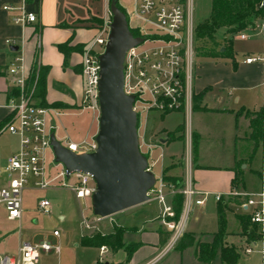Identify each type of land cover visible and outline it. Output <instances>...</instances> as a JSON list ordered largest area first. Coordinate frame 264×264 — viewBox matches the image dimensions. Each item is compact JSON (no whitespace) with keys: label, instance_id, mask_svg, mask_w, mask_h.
Segmentation results:
<instances>
[{"label":"crops","instance_id":"crops-1","mask_svg":"<svg viewBox=\"0 0 264 264\" xmlns=\"http://www.w3.org/2000/svg\"><path fill=\"white\" fill-rule=\"evenodd\" d=\"M9 1L11 0H0V123L8 120L12 112L8 103L18 94V88L8 72V67L16 55L23 56L27 77L31 76L35 66L42 67L46 71L48 102L73 104L81 99L84 80L80 73L75 72V69L82 67L85 51L90 49L100 37L99 26L106 11V0H28L29 9L37 14L38 22L22 27L12 22L13 13L3 10V6ZM122 7L131 17L132 4L129 8L124 5ZM130 21L135 26L139 23L133 18ZM7 40H12L15 44L9 45ZM238 40L253 42V49L242 54V58L236 53L234 44L232 47L234 60L227 57H200L206 62L200 63L193 70L194 101L191 109L166 113L152 111L148 114L149 122L155 127V131L161 134L158 136L160 143L154 144L150 135L146 143V152L151 163L156 155H162L160 165L158 161L153 163L152 170L156 176L163 174L165 170L170 176L181 177L183 184L188 172V169L185 170L184 160H186L188 146L191 144L190 172L195 187L203 191L224 194L221 201H217L213 195H210L204 206L194 205L192 208L205 209L209 198L213 197V220L209 228L204 227L203 230L196 231L190 227L188 216L191 209L187 215L183 236L192 235L195 243L192 246L183 247L179 244L182 236L177 246L169 248L172 232L166 227L163 216L164 205L158 200H149L110 217L102 218L97 223L90 218L94 224L109 219V222H105L103 229H99L103 234L115 233L119 228L124 229V247L115 251L103 244L101 246H106V250L101 252L100 246L99 258L104 257L108 250L111 252L103 264H120L123 261H126V264H233V255L228 256L229 261H226L222 257L221 247L214 246L215 234L221 226L220 207L224 208L225 220H227L225 235L222 241L220 240V245L234 248L238 254L234 264H256L255 253L260 255V262L257 264H264V240L250 238V228L254 223L250 220V213L247 212L249 210L240 206L239 198L227 195L229 191L235 189L233 180L236 178L237 189L258 191L259 187H256L253 174L261 175V171L255 167V157L260 142L256 138L251 121L256 113L264 110V60L247 63L246 59L256 56L264 58V34L246 36L245 39L237 38L234 43ZM65 44L74 49L68 62L65 61V55L59 48ZM12 47H19V50L12 51ZM94 47L98 48L97 45ZM192 111L195 113L192 127L186 132L185 117ZM3 133H9L16 139L13 140L2 161L1 187L7 184L4 170L7 160L19 148L17 135L7 131L0 135ZM163 133L165 136H162ZM59 165L61 166V164H55L56 168H59ZM47 173L49 178L57 174L48 170ZM30 188L34 187L30 185L25 191ZM172 198L173 195L167 192V205L172 204ZM152 201L158 203L154 211L149 206H145ZM233 204L242 207V211L237 212L231 209L230 205ZM184 211L185 206L181 216ZM25 212L23 197L21 219H8L6 210L4 217L9 221L21 223ZM92 226L85 223L87 229L93 228ZM160 230L170 234L164 244H161ZM1 235L5 237L6 233L0 231ZM38 236L34 234L33 240L29 242L43 240ZM52 236L57 239L61 237ZM84 236H90V234L87 233ZM21 242L23 241L20 239L19 245ZM201 244L207 245L202 253H200ZM19 245L12 252L17 251ZM128 245L132 247L130 258L126 249ZM246 248H251L252 251L247 252V257L243 259L240 251ZM52 253L60 254L54 251L44 253L39 264H48Z\"/></svg>","mask_w":264,"mask_h":264},{"label":"built area","instance_id":"built-area-1","mask_svg":"<svg viewBox=\"0 0 264 264\" xmlns=\"http://www.w3.org/2000/svg\"><path fill=\"white\" fill-rule=\"evenodd\" d=\"M260 9L264 15V0H260ZM3 10L13 13L12 22L15 25L27 27L38 22L37 14L29 9L28 0H11L3 6ZM130 15L131 17L128 15L129 22L133 18L139 22L136 26L152 30L153 33L150 35L157 36L156 38L142 36L145 38L144 43L130 49L125 57V91L136 96L134 109L138 115L137 104H142L147 114L152 111L161 113L181 109L188 111L193 104L192 61L195 32L193 0H132ZM109 32L110 24L83 56L84 100L91 108H99V56L105 51ZM241 38L245 39L246 36L242 35ZM7 44L14 45L15 42L7 40ZM95 45L98 48H95ZM263 60L264 58L258 56L250 57L246 59V62L255 63ZM8 72L13 77L18 94L8 103L12 112L8 120L0 127V133L7 131L17 135L19 148L7 160L4 167L7 184L0 187V206L6 210L7 218L21 219L24 191L30 185L40 189L63 186L70 188L80 200L91 199L97 186L91 173L75 171L68 176L65 166L58 162L57 164L62 165V169L52 178L48 177L47 152L49 149L53 151L51 144L53 126L49 124L52 109L36 101L38 78L30 82V77L25 74L23 56L13 57ZM95 136L77 141L65 138L63 144L78 154L93 152L98 147ZM186 157L188 174L178 190L184 195L185 211L179 220L165 221L172 232L169 248L173 247L183 235L187 215L194 205L204 206L210 195H213L217 201H221L224 196L221 192L211 193L195 187L190 172L191 144L188 146ZM149 169L151 170L150 162ZM261 178L260 191L250 192L235 188L227 195L239 198L242 207L252 210L251 221L261 226L264 232V144ZM172 187V184L166 182L163 177L156 176V184L149 191L151 198L164 205V212L167 215H174L172 204H166L167 189L175 192ZM38 210L50 214L51 202L45 198L40 199ZM97 217L99 220L102 219L100 216ZM53 235L60 237V230L56 229ZM105 250L106 246H101V252ZM51 251L60 253L61 245L50 239L34 243L24 241L20 243L17 251L0 254V264H39L41 256ZM246 251L251 252L252 249L246 248ZM103 261V257L100 256L94 264H103Z\"/></svg>","mask_w":264,"mask_h":264},{"label":"rangeland","instance_id":"rangeland-1","mask_svg":"<svg viewBox=\"0 0 264 264\" xmlns=\"http://www.w3.org/2000/svg\"><path fill=\"white\" fill-rule=\"evenodd\" d=\"M111 0H106V11L104 14L103 21L100 22L99 33L101 34L104 29L109 28V24L112 21V16L110 13V2ZM120 4L130 7L132 4V0H119ZM212 7V0H193V22L196 35V27L198 24L202 23L206 18L209 17ZM131 29H133L140 36H148L149 38H156V35H150L153 33L152 30L141 28L135 26L130 21ZM255 28L247 29L242 33L236 35L237 38H241L242 35L247 37H252L255 35L264 34V15L259 18L255 24ZM223 32H220L218 37L220 44L224 45L225 42L221 40ZM210 43H198L197 41H193V61H192V70L196 66H198L202 62H206L197 56L198 50L202 47H210ZM253 42L251 40L241 41L238 40L234 43V49L239 57L242 58V54L247 53L252 50ZM262 49V48H261ZM81 51V49L78 48ZM87 51V50H86ZM85 51V52H86ZM85 54V53H84ZM84 56V55H83ZM257 57V56H256ZM39 66H36V70L32 72L31 76L36 74V78L39 77ZM197 68V67H196ZM75 72L80 73L82 76V67L76 68ZM30 76V77H31ZM36 94V92H35ZM38 102H41L44 106L51 108V120L50 125L53 126L52 131L56 133L57 138L64 143L65 138H70L72 140H79L85 137L95 136L99 130V117L100 110L99 108H91L89 107L84 100V91L81 99L78 102L73 104L63 103V102H48L47 100V86L45 90L44 97L37 96L35 98ZM194 101V100H193ZM137 110L139 112V135H140V144L142 151L148 155L146 152V143L147 139H149V135L151 140L154 141V144L160 143L158 140V136L161 134L155 131V127L149 122L150 115L147 114L146 110L142 108V104H137ZM194 111L190 114H186L185 117V128L186 132L189 131L192 127ZM264 116V112H263ZM61 136V137H60ZM162 136H165L163 133ZM16 137L11 136L9 133H3L0 135V182L3 176L2 169V161L4 156L7 154L13 140ZM263 144H264V135L262 140H260V147L255 157V167L258 168L262 172V163H263ZM52 149H49L47 152V170L53 173H57L58 170L62 168V165H59V168H56L55 164L58 162L54 158ZM149 157V155H148ZM187 158V157H186ZM158 161L159 165L162 163V155L158 154L152 160ZM150 162V157H149ZM153 163L150 162L151 170L153 169ZM184 167L187 170V161L184 160ZM157 171V170H156ZM167 171L164 170V173L159 175L166 180V178H170L171 181L168 182L172 184V188H174L175 192H172L170 189H167V192L174 195L180 190L181 187H177L174 183L175 179H179L181 177H173L166 174ZM188 172H186L187 177ZM256 180V187H259L261 190L262 187V178L258 173L253 174ZM61 182V180H60ZM1 185V184H0ZM183 185V184H182ZM1 187V186H0ZM240 190V189H239ZM211 192V191H209ZM251 192V191H250ZM256 192V191H254ZM215 193V192H211ZM154 196V195H153ZM214 197V196H213ZM213 197L211 196L207 202V207L205 209H197L196 207L192 209L189 213V225L191 228L196 229V231H201L203 228H209L210 222L213 220ZM48 199L52 204V212L50 214H45L38 210V201L40 199ZM150 200H156L151 198ZM156 201L148 202L145 206H149L152 211H154L158 205ZM241 206V205H240ZM239 205L233 204L230 205V208L234 211L241 212L242 207ZM24 209L25 215L21 223L19 221H9L4 217L5 210L0 206V231H4L6 236H0V253H10L19 245L20 239L24 241H32L33 235L38 234L39 238H50L55 243H59L61 245L60 254L52 253L49 257L48 264H94L99 260L100 253V245H89L84 244L82 242V237L84 234H90V236L96 234H103L99 231V229H103L105 222H109V219L99 222L98 224L92 223L91 219H94V222L99 221V217H97L92 209L91 199L80 200L76 197L75 193L67 187L59 186V187H50L48 189H40V188H30L24 193ZM229 211V210H228ZM251 214L252 210L247 211ZM163 216L165 217V221L175 220V212L174 215H167L163 212ZM63 216V217H62ZM87 217V219H85ZM181 217V216H180ZM220 219V213H219ZM226 219V213H225ZM101 220V219H100ZM176 221V220H175ZM86 224H92L93 228L87 229L85 227ZM225 224L227 225V220H225ZM259 226V225H258ZM168 228V226L166 225ZM58 229L61 232V237L59 239L54 238L53 232ZM169 229V228H168ZM122 230H124L122 228ZM121 231V230H119ZM124 232V231H123ZM259 232H263L261 230V226H259ZM184 235V233H183ZM182 235V236H183ZM181 236V238H182ZM180 238V239H181ZM177 241L175 246H177ZM106 245V244H104ZM203 248L207 245L203 244ZM201 249V248H200ZM201 251L200 253H202ZM111 255L110 250L106 252L104 255V262L108 259V256ZM240 256L245 259L247 257V251L241 250ZM255 263H259L260 255L258 253L254 254ZM189 259V258H187ZM185 262V261H184ZM188 263V262H186ZM120 264H126V261L121 262Z\"/></svg>","mask_w":264,"mask_h":264},{"label":"water","instance_id":"water-1","mask_svg":"<svg viewBox=\"0 0 264 264\" xmlns=\"http://www.w3.org/2000/svg\"><path fill=\"white\" fill-rule=\"evenodd\" d=\"M118 3L119 0H111L108 42L99 56L97 149L78 154L65 146L55 132L51 133L55 159L65 166L67 175L75 171L93 175L97 186L91 198L92 209L102 218L149 201V191L156 184L149 158L140 147L139 115L134 109L136 96L125 91L126 54L143 44L145 38L133 35L129 17ZM11 50L16 52L19 47Z\"/></svg>","mask_w":264,"mask_h":264},{"label":"trees","instance_id":"trees-1","mask_svg":"<svg viewBox=\"0 0 264 264\" xmlns=\"http://www.w3.org/2000/svg\"><path fill=\"white\" fill-rule=\"evenodd\" d=\"M111 2V1H110ZM118 7L124 11L126 10L122 7L120 2ZM263 15L260 9V0H212L211 12L208 18H206L202 23L198 24L196 27V35L194 34V39L198 43H210V47H202L198 50L197 56L201 58H219L227 57L234 60L232 54V47L234 41L236 40V35L242 33L243 31L251 28H255V24L259 18ZM132 33L135 37L140 35L136 33L133 29ZM223 32L221 40L225 42L224 45L220 44V39L218 37L219 33ZM60 50L65 55V61L68 62L71 53L74 50L69 47L68 44L59 46ZM37 63V62H36ZM236 65V63H235ZM36 70V66L34 71ZM46 71L41 67L39 68V77L36 86V94L41 98L44 97L46 90ZM36 79V74L30 77V82ZM39 104L43 105L41 102ZM4 120L0 123V127L6 122ZM252 126L256 135L258 142L262 140L264 135V117L263 111L256 113L255 118L252 119ZM169 182L170 178H166ZM233 187L237 186V178L233 180ZM181 178L175 179L174 183L177 187H182ZM235 197V196H233ZM172 206L175 212V220H179L183 207H184V195L177 192L173 195ZM220 213V229L215 234L214 246L215 248L221 247V253L224 260L229 261L228 256L233 255L232 263H236L238 254L232 247H224L220 245V240L224 238L225 235V213L224 208H219ZM251 220V217H250ZM121 230V231H119ZM123 231L122 228L117 229L115 233L111 234H96L93 236L82 237V242L89 245H103L106 244L111 247L112 250H118L124 247L123 244ZM250 238L252 239H264V232H259L258 224L254 223L250 228ZM168 232H163L160 230L161 244L166 243L168 237ZM195 243V238L192 235L183 236L181 244L183 247L192 246ZM203 244H201V251H204ZM128 250L129 258L132 254V247L130 245L126 246Z\"/></svg>","mask_w":264,"mask_h":264}]
</instances>
